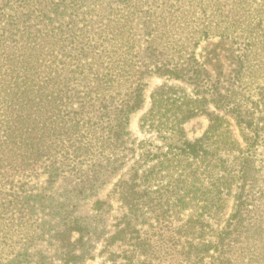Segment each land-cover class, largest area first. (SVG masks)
I'll use <instances>...</instances> for the list:
<instances>
[{
    "label": "rangeland",
    "instance_id": "obj_1",
    "mask_svg": "<svg viewBox=\"0 0 264 264\" xmlns=\"http://www.w3.org/2000/svg\"><path fill=\"white\" fill-rule=\"evenodd\" d=\"M0 264H264V0H0Z\"/></svg>",
    "mask_w": 264,
    "mask_h": 264
},
{
    "label": "trees",
    "instance_id": "obj_2",
    "mask_svg": "<svg viewBox=\"0 0 264 264\" xmlns=\"http://www.w3.org/2000/svg\"><path fill=\"white\" fill-rule=\"evenodd\" d=\"M134 100H132L131 103H129L127 106H123V102L122 101L118 106H116L117 108L120 106V108L117 111V114H115V117L110 119L109 115H107V119L106 117L104 118V114H102V117L100 118V120H102L103 122L106 121H111L108 122L109 126L111 127V130H114V134L117 141L121 140V137L123 135L122 129L124 130V128L127 125V120L129 118V111L136 108L137 106H139V101H141V97H139L138 94H136L134 97ZM126 102V101H125ZM111 103V101H109L108 103H100V109L104 110L105 108H107L108 104ZM124 107V108H123ZM116 108V110H117ZM123 108V109H121ZM108 109H110L108 107ZM116 112V111H115ZM103 126H105L104 124H102ZM102 126V127H103ZM122 131V132H120ZM117 144V143H116ZM208 144L205 142L204 139H200L198 141L195 142H191V141H184L182 147L180 148V153H175V155H180L182 156L189 164H193L195 163L197 165V168H195L196 170H194V174H197L198 170L201 168V165H204V169L206 171H209V165L208 162L209 161H213L212 158H214V154L213 151H211V149L207 146ZM174 150V148H170V153H172ZM168 152L165 154L167 155ZM216 154V153H215ZM208 155L210 156V158L208 157ZM211 159V160H210ZM199 165V166H198ZM244 165H242V168ZM240 169V173H242L243 169ZM224 171L227 170V168L223 169ZM229 173H231L230 170ZM136 176V175H135ZM211 177H213L212 175H210ZM199 178V176L197 177ZM228 178V177H227ZM225 178V179H227ZM241 178V177H240ZM136 178H131L129 179L127 182H124V184H128L129 182L134 183V185L132 187L129 188V190H132L131 192H133V190L135 189L137 185V183L135 182ZM212 184L216 187L217 191L215 192V197L216 199H214V201H210L209 197H206L205 202L206 204L204 205V207L201 208V212L197 214L196 218H190L189 221H187V224L178 227L177 229H179V233L180 230L182 231L183 228H185V230H188V232L190 234H192L191 238L187 239V244L189 245V248H191V250H195V251H188L189 253H193L195 252V254L197 255H202L203 253H205V249L203 250L201 248V245H204V238L205 235L207 234V224H205V220L203 219L206 215H208L207 213L209 212V214L212 216V211H214V207H216L215 204H217L220 200H221V194H222V190L224 189V185L228 186L227 181L224 180V176L222 175L219 178H216L215 181H211ZM223 189H222V187ZM242 190L244 189L243 186H241ZM200 189V188H198ZM200 191V190H199ZM126 197L125 199H129V204H130V210L135 211V215L139 210H142V207L139 208V199L136 198L135 196L133 197V195H131V193H129L128 191H126ZM208 193L204 192V195H206ZM185 195H182L179 202L182 201L183 197ZM143 197V195L141 196ZM236 198V209L235 212L231 215V217H229L228 219V224H227V228H230V226L232 225V223H235V227L237 228L242 220L244 219V214L251 211L250 206H251V200L248 194H244L243 191H241L238 195L235 196ZM157 199L160 200V197H157ZM154 200V198L152 199ZM212 202V205L208 206V203ZM166 212V211H164ZM168 212V211H167ZM133 213V212H132ZM160 215V214H159ZM159 217V216H158ZM157 217V218H158ZM193 217V216H192ZM165 220H163V223L168 222L169 219H167L168 217L165 216ZM132 224L131 220L128 221L127 225ZM134 227V228H133ZM132 227V233L131 234H136L137 239H140V230L136 229L135 226ZM227 230H224V232L221 233V236L219 238H221V240L217 243V245L219 247V251L222 252L224 251V237L225 235H228L229 233H226ZM133 236V235H132ZM176 236V235H175ZM175 238V237H174ZM177 241H181L180 235H178Z\"/></svg>",
    "mask_w": 264,
    "mask_h": 264
}]
</instances>
